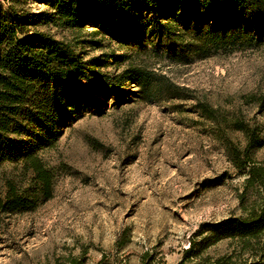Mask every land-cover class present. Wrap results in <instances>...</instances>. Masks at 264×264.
Wrapping results in <instances>:
<instances>
[{
  "label": "rangeland",
  "instance_id": "obj_1",
  "mask_svg": "<svg viewBox=\"0 0 264 264\" xmlns=\"http://www.w3.org/2000/svg\"><path fill=\"white\" fill-rule=\"evenodd\" d=\"M51 1L0 0V15L11 7L51 16ZM34 32L68 44L87 64L89 95L79 98L76 117L59 124L51 147L37 152L53 175L51 198L32 211L0 215V264H141L146 253L159 264H177L190 244L210 260H256L253 239L207 245L209 227L246 217L259 193L245 187L246 175L225 154L224 140L241 144V133L208 121L194 104L211 106L220 122L257 124L264 140V112L253 102L264 94V43L178 62L133 24L98 21L68 29L37 23L28 28ZM131 66L165 75L192 99L149 104L128 83L115 96L91 83L112 82ZM253 155L263 160L264 147ZM20 170L2 164L0 188Z\"/></svg>",
  "mask_w": 264,
  "mask_h": 264
},
{
  "label": "trees",
  "instance_id": "obj_2",
  "mask_svg": "<svg viewBox=\"0 0 264 264\" xmlns=\"http://www.w3.org/2000/svg\"><path fill=\"white\" fill-rule=\"evenodd\" d=\"M50 6L53 13L47 17L23 15L11 7L0 15V166L21 167L20 175L0 188V215L32 211L51 198L53 175L37 152L51 147L59 124L76 117L83 105L79 98L89 95L84 85L90 81L87 64L68 44L44 33L29 35V27L51 23L77 29L98 21L133 24L143 36L156 38L178 62L264 43V0H52ZM91 83L100 94L113 96L128 83L136 90L135 97L149 104L192 99L189 89L139 66L128 67L112 82ZM253 102L263 113L264 94ZM194 108L213 124L241 133V144L224 140L225 154L232 168L246 175L245 187L259 193L246 217L211 225L207 245L223 238L253 239L258 241L251 247L257 259L250 264H264V159L256 161L253 155L264 147L260 127L238 118L220 122L215 109L197 100ZM202 250L195 253L190 244L177 264H227L202 258ZM159 262L147 253L141 257V264Z\"/></svg>",
  "mask_w": 264,
  "mask_h": 264
}]
</instances>
